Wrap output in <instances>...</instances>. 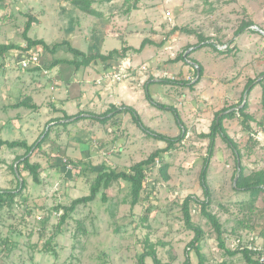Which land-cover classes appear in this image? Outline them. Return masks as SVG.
Listing matches in <instances>:
<instances>
[{
	"label": "rangeland",
	"instance_id": "374dc122",
	"mask_svg": "<svg viewBox=\"0 0 264 264\" xmlns=\"http://www.w3.org/2000/svg\"><path fill=\"white\" fill-rule=\"evenodd\" d=\"M94 2L103 18L84 15L63 0H0V44L23 48L0 57V138L25 141L29 146L43 141L31 155V163L41 167L39 183L20 164L25 149L0 147V190L17 191V197L8 199L0 210V264H139L147 252H155L162 264H184L188 259L199 264V255L190 247L196 233L186 224L183 206L188 197L206 200L201 173L208 155L207 134L216 114L242 103L254 118L252 131H245L239 115L225 118L223 125L236 149L217 138L208 173V211L219 222L227 249L235 250L238 239L264 247V192L235 189L239 166L244 179L254 180L264 172V0ZM82 14L91 19L84 22ZM29 19L33 27L28 36L49 46L33 48L40 56L36 71L19 65L30 51L24 50ZM126 25H130L127 31ZM119 26L120 35L112 36ZM104 27L113 33L106 31L103 41L97 31ZM91 34L97 37L89 45ZM146 36L155 40L154 46L135 54L144 66L125 69L135 74L133 79L140 85L130 100L126 94L107 95L114 97L115 104L109 99L94 100L102 91L92 88L109 73L101 63L90 65L92 71L55 63L75 59L67 46L53 51L56 44L69 42L89 54H108L124 43L138 48ZM179 56L183 59L176 61ZM118 58L109 65L115 69L109 74L124 67ZM146 76L148 81L199 83L191 88L161 82L148 88L143 84ZM86 81L87 95L93 99L84 104L94 113L81 111L82 103L75 99ZM253 81V90L246 93ZM102 84L114 90L118 83L104 79ZM148 94L166 108L153 105ZM125 103L137 111L146 128L172 138L184 131L185 139L159 153L155 165L148 167L136 205L130 185L116 182L59 225L62 207L88 196L101 172L127 171L167 149L166 142L150 137L134 123L130 112L113 114L104 124L92 118L63 124L66 116L103 115ZM19 182L24 187L18 189ZM189 211L201 230L204 264H248L242 255L225 254L215 226L199 205L191 202ZM145 262L154 264L152 258Z\"/></svg>",
	"mask_w": 264,
	"mask_h": 264
},
{
	"label": "trees",
	"instance_id": "16d2710c",
	"mask_svg": "<svg viewBox=\"0 0 264 264\" xmlns=\"http://www.w3.org/2000/svg\"><path fill=\"white\" fill-rule=\"evenodd\" d=\"M65 2L70 3L72 6H75L78 8L81 12L94 16L97 18H102V13L98 11L97 9L94 8V0H63ZM112 1V0H108ZM33 27V20L29 19L25 31H24V38L27 42V48L24 50L28 51L31 50L35 47L38 46H43L44 49H49V46L46 44L45 41L43 40H33L28 36L29 32L31 31ZM148 44V40H144L142 42V45L139 49L136 50V52H141L144 47ZM61 46H67L68 51L74 56L75 59L73 60H59L56 63V65H59L60 63H69L73 66H75L76 70H79L81 68H86L89 67L90 65H96L99 64L100 62H107L110 60H113L115 57H124L126 56V53L131 50L129 47H123L122 50H112L108 54H102V53H93V54H86L82 52L81 50L74 48L72 45H70L69 42H63L61 44H56L53 48V51L56 50L58 47ZM23 48L20 46H16L13 43L9 44H0V57H4L7 53H10L15 50H22ZM183 59V56H179L176 58V61H180ZM33 70H39V67L33 68ZM200 70V75H202V68L199 67ZM162 83H169L173 82L179 85L183 86H190L193 88L196 84L199 83V80H197L194 84H189L187 82L183 81H175V80H162ZM255 84V81L250 82L247 87H246V93H250L253 90V85ZM147 98L152 102L153 105L160 107V108H166L165 105H162L158 102H155L154 99L148 94ZM243 104V103H242ZM240 104L237 107L231 108V109H226L223 110L220 113L216 114V117L212 123V126L210 128V132L207 134V138L210 140L209 145H208V150H207V157L205 159V164L204 168L201 173V185L204 190V194L206 196V200H198L194 199L192 197H188L185 200L183 210L185 213V221L187 226L195 231V238L193 241L190 243V247L194 248L199 255L200 262L199 264H204L203 262V256L200 253V248L199 244L201 242V230L199 228H196L195 225L192 222L191 214L189 211V204L191 202H194L195 204L200 206V211L201 213L208 219L210 220L213 225L215 226L218 234H219V240H220V247L223 249L225 254L230 257H235L237 255H242V257L245 259V261L248 264H264V262H261L259 257L257 256L258 254L256 252L250 251L249 249H235V250H230L227 249L225 246V241L222 238V231L219 222L217 221L216 217L212 215L208 211V206L211 204V199H210V190L208 186V173H209V168H210V162L212 158L214 157L215 154V149H216V140L218 137H220L227 145L235 150L236 145L228 135L223 122L225 118L228 117H235L239 115L243 120H242V125L245 129L246 132L252 131V128L250 126V122L254 121V118L247 113L248 106L244 104L242 106ZM22 104H19L17 107H21ZM232 110V111H231ZM227 116H221L222 113L229 112ZM125 112H130L133 116V121L136 123L138 126L142 127L150 137L166 142L168 144L167 149H164L162 151H158L155 154L151 155L147 160H144L140 163H137L136 165L132 166L129 168L127 171H121V172H116V171H103L101 172L96 180L95 186L91 188V193L88 196H84L82 198H78L72 202V204L68 207H62L63 210V215L61 217V222L59 225H63L67 219L70 217L72 213L76 211V209L79 206L86 205L88 203L94 202L97 199V196L99 195L101 189H109L114 183L116 182H127L130 187H131V194L133 198V204L136 205L139 202V199L141 197V192L143 191L144 188V182L146 179V170L148 167L155 165L157 158L159 157V153L161 152H168L170 151L177 143L182 142L185 139L186 133L184 131L181 132V134L176 137L172 138L170 136H167L165 134L158 133L156 131H152L148 128H146L142 120L137 113V111L130 106H123L122 108H116L115 106L112 107L110 110L105 112L103 115H94L90 114V116H83V113L74 115V116H66L63 122L65 126H69L71 124L80 122L86 118H92L98 122L101 123H107L109 121L110 117L113 114L117 113H125ZM176 116L178 119V122L181 127L184 128L183 122L181 121V118L179 117V114L177 111ZM59 120L58 122H60ZM67 121V122H65ZM42 142H36L32 146H29L27 142L25 141H8L0 138V147H7L9 149H17V148H22L26 150V154L20 158V164L23 165V170L26 172H29L30 175L32 176L34 182L39 183L40 182V165L39 164H32L31 163V155L34 153L37 149H40L42 146ZM17 169V168H16ZM242 168L239 166L238 173H239V178L236 181V190H243L247 192H257V191H263L264 192V172H261L258 176V178L251 180V179H244L243 175L241 174ZM18 174V178H22V174L19 170L16 172ZM24 187V182H19L18 189ZM17 197V191H12V190H0V210L6 205V201L8 199H14ZM104 199L106 197L104 196ZM147 258H152L154 264H162L160 260L158 259L157 255L155 252H147L144 253L140 256L139 258V264H146V259ZM184 264H190V260L188 259Z\"/></svg>",
	"mask_w": 264,
	"mask_h": 264
},
{
	"label": "crops",
	"instance_id": "0c3cea01",
	"mask_svg": "<svg viewBox=\"0 0 264 264\" xmlns=\"http://www.w3.org/2000/svg\"><path fill=\"white\" fill-rule=\"evenodd\" d=\"M114 1L115 0H112V1H110L111 3H114ZM99 11V10H98ZM101 12V11H100ZM83 13V12H82ZM102 13V15H103V12H101ZM84 15H87V14H85V13H83ZM83 14L81 15L82 17L80 18V19H82V20H84V22H88L91 18H97V17H94V16H92L90 19H89V17H85V16H83ZM104 17V15L102 16V18ZM97 19H100V18H97ZM86 25H84L83 24V27H85ZM130 26V25H129ZM129 26L128 25H126V26H124V29H125V31H127L128 29H129ZM83 27H80V28H83ZM120 28V26L119 27H117V31H118V33H116V34H114L113 33V30H112V28L110 29V28H108L107 29V27L105 28H101V30H99V31H97V33H99L98 35H100L99 37H101V40H103L104 41V39L106 38V31H109V32H112L113 34H112V36H116V37H118L120 34H119V29ZM110 29V30H109ZM121 29V28H120ZM133 31H135L136 32V30H133ZM138 33H139V31H138ZM138 33L137 34H135V36H137L138 35ZM94 37H97L95 34H91V36H90V38L88 39V44L90 45L91 43H92V40L94 39ZM108 38V37H107ZM148 38H147V36L143 39V41L144 40H147ZM102 41V42H103ZM142 41V42H143ZM126 44V45H125ZM154 44H155V40H148V44L144 47V49L147 47V46H154ZM142 45V44H141ZM122 47H129V48H131V50L130 51H128L127 53H126V56H124V57H119L118 58V60H119V62H120V64H123L124 65V67H123V69L125 70L126 68H128V69H130V68H132L133 67V70H135V69H140L139 68V66H144L143 64H140V62L139 61H136V56H135V54H140V53H142L143 51H145L144 49L141 51V52H135V51H133V48H135V47H133L132 45H129V44H127V43H124V45L122 46ZM141 47V46H140ZM140 47H138V48H135V49H139ZM75 48V47H74ZM122 48H120V49H112V50H121ZM82 52H84V53H86V54H89L88 52H85V51H83V50H81ZM99 53H102V52H100L99 51ZM102 54H106V53H102ZM135 56V57H134ZM134 57V58H133ZM149 57H150V53H149ZM114 60V59H113ZM113 60H110V61H107V62H100L101 63V65L104 67V69H103V71H105V72H113L115 69L114 68H111V67H113V66H109L110 64H113L115 61H113ZM154 62V61H153ZM87 68V67H86ZM121 68V67H120ZM91 69V70H90ZM93 69L91 68V67H89V68H87V69H85V71H92ZM126 71V70H125ZM102 72V71H101ZM108 73V74H109ZM127 73H129L130 74V72L128 71ZM134 73H136V72H134ZM131 76H129L128 78H126V80L128 81V82H124V80L122 81V82H120V83H118L117 84V87H115V89L114 90H110V89H108V88H106V87H104L103 86V84L101 83V84H98V85H95L92 89L95 91V89H97V91H102V92H99V94L101 95V97H100V95H96V97L94 98V100H96V102H101L102 101V99H109L108 98V96L107 95H116L117 97L118 96H120L121 94H126L127 95V97H128V99L130 100V99H132L133 97H134V92L135 91H138V85L135 83V80L133 79V76L135 75H133L132 76V73L130 74ZM90 76H91V74H90ZM101 75H99V77H100ZM98 77V78H99ZM97 78V79H98ZM138 78V77H137ZM100 79H101V77H100ZM140 79V78H139ZM148 79V76H146V78L145 79H143V84H145V87H150V85H151V83H153V84H156V83H161V81L162 80H159V79H153V80H150V81H148L147 80ZM168 79H170V78H168ZM172 80H174V79H172ZM104 81V80H103ZM102 81V82H103ZM110 81V80H109ZM139 81V80H138ZM148 81V82H147ZM140 86V85H139ZM69 87H71V84H69ZM80 87V94H78V97H76L75 99L77 100V101H79L80 103H82V106L80 107V110L81 111H89V112H92V113H94V111H90V110H88L87 108H86V104L88 103V101H92V99H93V96H92V98H91V96H89V95H87V91L88 90H90L89 89V83H88V81H86L85 83H82V85L81 86H79ZM108 89V90H107ZM107 91H111V92H107ZM116 93V94H115ZM112 98H114V97H112ZM112 98H110L109 100L110 101H108L110 104H115L116 102H113L114 101V99H112ZM73 100H74V97L72 98ZM88 100V101H87ZM84 101H87V103L86 104H84ZM73 102V101H72ZM111 102H113V103H111ZM70 104V103H69ZM126 104V103H125ZM94 105H96V103H94ZM127 106H130L129 104H126ZM130 107H132V106H130ZM65 111H68V109L67 108H63ZM106 110V109H105ZM96 111V110H95ZM83 116H90V114H85V113H83ZM64 122V121H63ZM65 122H67V121H65Z\"/></svg>",
	"mask_w": 264,
	"mask_h": 264
},
{
	"label": "built area",
	"instance_id": "2783aa9c",
	"mask_svg": "<svg viewBox=\"0 0 264 264\" xmlns=\"http://www.w3.org/2000/svg\"><path fill=\"white\" fill-rule=\"evenodd\" d=\"M19 65H21V67L23 69H33V68L40 67V56L37 52H35V51H33V49H31L28 52V56L24 57L19 62ZM129 76H130V74H128L122 67L118 73L106 74V76L104 78H101L100 80H98V84H101L104 79H108V80L113 81L115 83H119V82H122L123 80H125L126 78H128ZM39 220H42V217H39ZM234 246H235V248H233V249L243 250V249L247 248L250 251L256 252L258 254L257 256L259 257L260 261L264 262V247L255 246L253 244L245 245V244H243L241 239H238L235 242Z\"/></svg>",
	"mask_w": 264,
	"mask_h": 264
}]
</instances>
